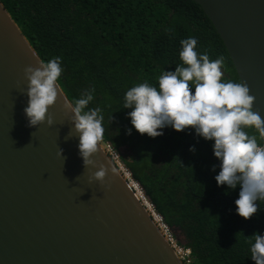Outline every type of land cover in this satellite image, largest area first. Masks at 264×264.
Instances as JSON below:
<instances>
[{
  "label": "trees",
  "instance_id": "obj_1",
  "mask_svg": "<svg viewBox=\"0 0 264 264\" xmlns=\"http://www.w3.org/2000/svg\"><path fill=\"white\" fill-rule=\"evenodd\" d=\"M0 2L41 60L61 58L59 84L68 100L95 88L89 107L102 109L101 140L119 153L179 244L191 250V264H255L249 241L264 235V200L243 219L235 205L239 188L217 186L213 141L191 128L178 133L168 127L157 138L141 135L131 125V109L123 108L132 86H157L163 71L182 64L180 41L188 37L198 40V51L210 60L223 57V80L240 82L203 10L192 0ZM247 131L258 136L253 128Z\"/></svg>",
  "mask_w": 264,
  "mask_h": 264
},
{
  "label": "water",
  "instance_id": "obj_2",
  "mask_svg": "<svg viewBox=\"0 0 264 264\" xmlns=\"http://www.w3.org/2000/svg\"><path fill=\"white\" fill-rule=\"evenodd\" d=\"M192 1L264 120V0ZM40 60L0 2V264H182L99 143L85 168L63 91L53 125L28 126L24 70Z\"/></svg>",
  "mask_w": 264,
  "mask_h": 264
},
{
  "label": "clouds",
  "instance_id": "obj_3",
  "mask_svg": "<svg viewBox=\"0 0 264 264\" xmlns=\"http://www.w3.org/2000/svg\"><path fill=\"white\" fill-rule=\"evenodd\" d=\"M180 44L182 64L174 71H163L157 86L147 82L132 86L124 95L123 108L131 109V125L141 135L157 138L168 127L178 133L191 128L196 136L213 141V155L220 168L215 176L217 186L239 188L236 212L248 220L257 213L258 201L264 200V120L253 110L255 98L243 82L222 79L223 57L210 60L206 52L198 51L195 37L183 39ZM62 72L60 57L40 60L37 67L25 68L29 99L24 113L29 127H37L46 118L47 124L53 125L47 114L62 94ZM94 94L95 88H90L74 102L64 99V108L72 113L70 123L74 126L67 139L73 131L79 137L78 149L85 168L94 166L91 158L104 133L102 109L89 107ZM249 128L258 136L249 134ZM131 132V128L127 130L128 135ZM189 151L195 153L196 149L192 146ZM59 155L63 157L62 150ZM111 171L115 173L116 169ZM212 171H216L215 165ZM106 174L107 170L100 166L94 179L103 181ZM249 243L250 258L255 264H264V235L253 234Z\"/></svg>",
  "mask_w": 264,
  "mask_h": 264
},
{
  "label": "built area",
  "instance_id": "obj_4",
  "mask_svg": "<svg viewBox=\"0 0 264 264\" xmlns=\"http://www.w3.org/2000/svg\"><path fill=\"white\" fill-rule=\"evenodd\" d=\"M99 144L102 150L104 151V153L106 154V156L108 157V159L117 169L121 177L127 183L129 188L133 191L138 201L141 203L144 209L148 212L149 216L151 217L153 222L156 224L160 233L162 234L164 239L167 241V243L169 244L170 248L172 249L176 257L178 258V260L182 264H191V250L179 244L174 233L164 223L162 217L156 212L154 206L150 203V201L144 195L139 184L133 179L129 170L121 162L119 153L110 144L105 143L102 140L99 141Z\"/></svg>",
  "mask_w": 264,
  "mask_h": 264
}]
</instances>
